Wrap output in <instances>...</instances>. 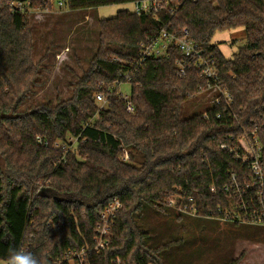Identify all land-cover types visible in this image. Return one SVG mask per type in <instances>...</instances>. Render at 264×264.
<instances>
[{"label":"trees","instance_id":"16d2710c","mask_svg":"<svg viewBox=\"0 0 264 264\" xmlns=\"http://www.w3.org/2000/svg\"><path fill=\"white\" fill-rule=\"evenodd\" d=\"M10 1L15 0H0V264L21 248L53 264L70 248L92 242L100 212L114 197L124 207L113 242L92 263L121 258L127 264H165L160 253L176 242L146 244L147 232L136 219L145 205L168 206L178 188L195 198L202 215L217 216L219 207L240 211L255 197L247 189L253 174L220 144L232 135L233 143L257 137L264 146V0H163L160 9L140 15L122 8L98 19L99 45L73 84V95L27 106L44 85L41 68L49 50L34 60L31 14L13 12ZM24 1L33 11L54 9L55 0ZM59 1L75 12L143 0ZM235 29L245 31L247 43L227 59L213 38ZM163 30L180 37L187 30L191 41L213 55L232 102L208 104L209 99L206 107L182 117L183 104L208 83L193 68V58L176 46L133 67ZM179 60H186L185 76ZM127 72L135 114L127 112L115 86ZM99 91L108 93L104 109L97 105ZM125 150L129 161L122 159ZM171 209L178 220L208 218Z\"/></svg>","mask_w":264,"mask_h":264},{"label":"rangeland","instance_id":"374dc122","mask_svg":"<svg viewBox=\"0 0 264 264\" xmlns=\"http://www.w3.org/2000/svg\"><path fill=\"white\" fill-rule=\"evenodd\" d=\"M120 5L72 12L61 1H54L48 12L33 11L31 24L35 36L34 60L38 62L48 51L42 65L37 92L25 106L62 99L73 95V84L83 75L89 59L99 45L98 19L115 16ZM216 43L225 58H232L239 47L246 45L243 29L215 33ZM131 85L122 83L121 92L130 93ZM205 94L193 96L182 106L181 116L188 117L207 106ZM138 224L147 232L146 244L157 247L176 242L160 256L165 264H227L240 257L238 264H264V225L222 221L215 218H175L169 206L153 208L145 205L136 215ZM5 264V261L1 262Z\"/></svg>","mask_w":264,"mask_h":264},{"label":"built area","instance_id":"2783aa9c","mask_svg":"<svg viewBox=\"0 0 264 264\" xmlns=\"http://www.w3.org/2000/svg\"><path fill=\"white\" fill-rule=\"evenodd\" d=\"M163 3V0H143L141 3H135V8L132 11L138 15L156 11L163 6ZM29 4V2L24 0H15L8 3L13 12L21 11L31 14L33 10L28 6ZM61 4H63V2H61ZM184 32L185 35L180 37L175 32H169L167 30L161 31L157 37L151 39L144 46L140 57L133 62V67L136 68L142 65L147 58L151 56L166 55L170 46H176L187 56L186 59L193 58V68H196L200 75L207 80L208 88L200 92L204 93L206 96L204 97V101L210 99L208 104H220L223 98L227 103L232 102L233 97L222 81L217 60L212 54L207 53L205 48L191 41L188 37L187 30ZM115 60L118 61V59ZM177 63L180 69V75L185 76L187 72L186 60H179ZM130 75L129 72L124 73L121 78L115 82V86L124 101L127 112L135 114L136 106L133 102L131 91L126 94L121 92L122 83H129L131 85ZM96 101L99 109L106 108L109 105L108 93L99 91L96 94ZM220 116L221 115L218 114V117ZM96 117L99 118V113H97L95 118ZM87 127H90V121L84 125V128ZM228 138L230 142H222L220 148L227 151L237 161L249 168L253 174L254 183L248 185L247 189L249 191H254L255 197L250 201L244 202L240 211H236L235 206L232 205L233 208L230 210H224L219 207L217 216H213V212H210V215H202L199 212V206L195 198L192 196L188 197L183 194L180 189L178 190V188H175L174 193L167 200V205L173 208L178 214L185 216H206L222 221H239L240 223L264 225V202L262 201L264 196V146L257 137H254L252 140L248 137L240 138L236 143L232 142V140L235 139L234 136L230 135ZM70 140L76 142L78 138H71ZM38 141L42 143L40 137ZM45 144H47V142H45ZM59 146L60 143L56 142L55 147ZM122 159L124 161H129L130 154L128 150L124 151ZM231 180L233 181V185L238 187L237 179L234 174L231 175ZM211 189L215 190L213 186ZM225 190H229V187L226 186ZM123 207V202L118 197H114L100 212L93 241L86 242L85 245L80 248H70L64 252L62 256L54 260L53 264H93V256L101 254L105 248L112 245L116 220ZM112 264L127 263L121 258H116L112 260Z\"/></svg>","mask_w":264,"mask_h":264},{"label":"clouds","instance_id":"9594fccd","mask_svg":"<svg viewBox=\"0 0 264 264\" xmlns=\"http://www.w3.org/2000/svg\"><path fill=\"white\" fill-rule=\"evenodd\" d=\"M5 264H47V262L43 258H37L31 252L21 248L13 249L6 259Z\"/></svg>","mask_w":264,"mask_h":264},{"label":"crops","instance_id":"0c3cea01","mask_svg":"<svg viewBox=\"0 0 264 264\" xmlns=\"http://www.w3.org/2000/svg\"><path fill=\"white\" fill-rule=\"evenodd\" d=\"M120 6H123L122 8H127L132 11L135 8V3L125 4V5H120Z\"/></svg>","mask_w":264,"mask_h":264}]
</instances>
